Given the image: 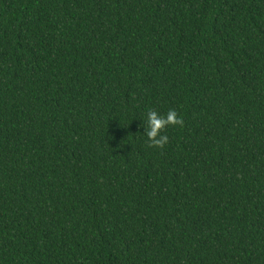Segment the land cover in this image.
Returning a JSON list of instances; mask_svg holds the SVG:
<instances>
[{
    "label": "trees",
    "instance_id": "1",
    "mask_svg": "<svg viewBox=\"0 0 264 264\" xmlns=\"http://www.w3.org/2000/svg\"><path fill=\"white\" fill-rule=\"evenodd\" d=\"M0 264H264V0H0Z\"/></svg>",
    "mask_w": 264,
    "mask_h": 264
},
{
    "label": "clouds",
    "instance_id": "2",
    "mask_svg": "<svg viewBox=\"0 0 264 264\" xmlns=\"http://www.w3.org/2000/svg\"><path fill=\"white\" fill-rule=\"evenodd\" d=\"M182 120L177 116L175 110H170L166 117L159 116L155 111L148 114V138L152 140L156 145L163 146L167 143V136L160 135L159 129L165 127L168 124H180ZM159 138L157 139V137Z\"/></svg>",
    "mask_w": 264,
    "mask_h": 264
}]
</instances>
